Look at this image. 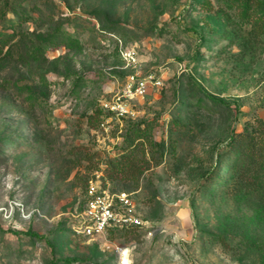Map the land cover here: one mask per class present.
I'll list each match as a JSON object with an SVG mask.
<instances>
[{"label": "rangeland", "instance_id": "obj_1", "mask_svg": "<svg viewBox=\"0 0 264 264\" xmlns=\"http://www.w3.org/2000/svg\"><path fill=\"white\" fill-rule=\"evenodd\" d=\"M24 3L32 17L24 29L46 31L61 21L82 46L49 48L46 56L59 61L46 81L44 68L26 66L20 49L0 67V264H53L55 257L83 260L77 264H264V219L250 226L251 245L241 237L252 223L251 204L208 191L228 137L264 120V45L249 38V26L229 17L224 0ZM149 73L163 84L136 101L135 118L104 116L103 101L130 75ZM193 80L228 107L212 112L192 104ZM14 82L20 88L6 87ZM138 122L148 130L135 155L145 152L148 163L132 177L110 161L121 158ZM97 175L111 191L131 193L150 226L79 234Z\"/></svg>", "mask_w": 264, "mask_h": 264}, {"label": "trees", "instance_id": "obj_2", "mask_svg": "<svg viewBox=\"0 0 264 264\" xmlns=\"http://www.w3.org/2000/svg\"><path fill=\"white\" fill-rule=\"evenodd\" d=\"M25 0H0V67L11 56L15 49H20V57L26 66H33L35 63L44 68L41 79L46 81L47 72L58 69L59 59H49L46 52L49 48H59L64 46L71 50L81 49V39L75 31H69L63 22H59L54 27L46 31L26 30L24 24L32 17L25 7ZM229 6V17L237 22L249 26V38L253 37L264 45V0H224ZM12 13L13 16H8ZM96 13V12H95ZM97 14H99L97 12ZM105 16H107L105 14ZM68 24L73 25L74 18L66 17ZM106 29V27H104ZM110 30H114V25H110ZM16 86L17 82L7 85V88ZM189 89L193 98L192 104L199 107H206L215 112L221 107H228V102L215 94L208 92L198 81H191ZM37 94L29 93L30 99H35ZM104 116L108 113L103 109ZM178 122V121H177ZM148 128H143L142 123H134L130 132L131 139L126 143L127 149L119 160H111L110 164L114 171L126 172L129 170L132 177L141 174L146 169L148 159L138 158L135 151L139 146L145 144L144 138ZM149 142L156 146H164V142ZM144 150V149H143ZM219 168L215 178L211 180L208 191L214 197L225 196L251 204L253 215L252 223H248L246 231L241 233V237L249 244L256 242V235L250 231V226L257 220L264 219V120L258 118L254 123H247L241 132H233L227 139L225 151L220 153ZM148 168V167H147ZM222 174V175H221ZM87 197L85 199V202ZM85 204V203H84ZM134 228V227H133ZM125 229H112L109 235L118 233ZM19 233V232H17ZM32 236L46 239L45 235L36 232L29 233ZM85 237H92L84 235ZM53 250V249H52ZM64 262L66 264H77L83 262L78 258H53V264Z\"/></svg>", "mask_w": 264, "mask_h": 264}, {"label": "built area", "instance_id": "obj_3", "mask_svg": "<svg viewBox=\"0 0 264 264\" xmlns=\"http://www.w3.org/2000/svg\"><path fill=\"white\" fill-rule=\"evenodd\" d=\"M163 80L154 73L146 76L132 74L124 88L102 103L103 109L117 119L135 118L138 99L144 98L151 87L162 86ZM104 125V123H102ZM91 180L87 200L80 213L76 231L92 237H107L112 229L150 226L136 208L131 193L111 191L99 179Z\"/></svg>", "mask_w": 264, "mask_h": 264}]
</instances>
